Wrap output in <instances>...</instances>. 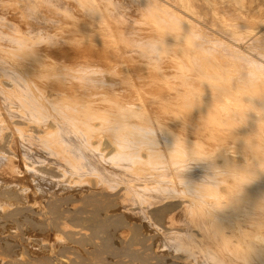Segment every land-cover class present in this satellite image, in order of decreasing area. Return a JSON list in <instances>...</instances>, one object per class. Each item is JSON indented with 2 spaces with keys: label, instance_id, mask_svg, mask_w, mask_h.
<instances>
[{
  "label": "bare ground",
  "instance_id": "1",
  "mask_svg": "<svg viewBox=\"0 0 264 264\" xmlns=\"http://www.w3.org/2000/svg\"><path fill=\"white\" fill-rule=\"evenodd\" d=\"M127 1L0 0V173L16 185L22 150L47 148L63 176H124L123 201L167 209L183 260L264 264V0ZM34 14L60 18L53 61L20 51Z\"/></svg>",
  "mask_w": 264,
  "mask_h": 264
},
{
  "label": "rangeland",
  "instance_id": "2",
  "mask_svg": "<svg viewBox=\"0 0 264 264\" xmlns=\"http://www.w3.org/2000/svg\"><path fill=\"white\" fill-rule=\"evenodd\" d=\"M127 3L129 4L126 0ZM129 6H124L127 11L130 10L131 6ZM196 9L198 16L197 14L194 16L203 27L206 26L208 32L213 27L218 29L221 23H218L217 18L215 19L214 13L204 9L200 11L199 7ZM50 17L51 15H43L41 18L37 14L30 17V23H34L30 26L34 27L29 29L28 33H30L29 38L35 40V46L31 50L19 49L22 53H26V61L38 62L37 56L46 49L51 52L49 60L53 61L54 46L57 42L63 45V38H57L53 31L56 20L60 18ZM130 24L133 25L131 22ZM0 25L4 26V29L8 26L10 34L14 30V24L1 16ZM40 37L41 41L44 37L46 41L42 43L39 40ZM10 40L9 37L5 38V50L10 48ZM115 130L117 132V129L104 132L102 150H110L113 156H119L124 151L120 141L119 143L115 141L112 145L108 143L110 136L108 133H116ZM119 131L120 129L117 133L120 135L125 132L124 129L120 131L123 133ZM7 133L5 130L4 134L7 135H4L5 142L0 140V154L8 150V142L11 140L8 129ZM123 147L125 149V146ZM37 149L38 145H35L31 150H22L28 153H26L28 157L26 163L29 165L23 161L28 168L27 174L22 176L23 180L15 181L16 185L0 173V264L208 263L206 260L194 257L188 261L183 260V254L176 251L177 247L171 241L172 239L168 237V234L164 235L170 232L166 220L168 213L163 211L167 209L162 210L161 207L155 206L151 207L150 212L146 214L139 209L142 205L139 199L131 203L123 201L121 193L114 188L124 179V176H111L108 177L110 179L106 178L107 180L101 179L103 176L84 178L63 176L61 168L58 167L60 165L58 161L64 160L54 155H47V152H43L44 147L39 153ZM32 151L36 154H32ZM45 151H48L47 148ZM38 154L40 157L37 156ZM115 159L119 161L117 157ZM46 185L48 186L45 188ZM98 185L101 191L95 189L99 187ZM168 205L170 206L171 203Z\"/></svg>",
  "mask_w": 264,
  "mask_h": 264
}]
</instances>
